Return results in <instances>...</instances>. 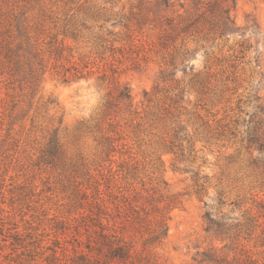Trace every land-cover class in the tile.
Instances as JSON below:
<instances>
[{
	"label": "rangeland",
	"instance_id": "1",
	"mask_svg": "<svg viewBox=\"0 0 264 264\" xmlns=\"http://www.w3.org/2000/svg\"><path fill=\"white\" fill-rule=\"evenodd\" d=\"M63 1L68 3L62 5L63 9L78 13L92 28L82 29L80 42L71 45L76 61L83 56L95 74L65 83L47 73L27 115L21 112L26 103L13 108L0 83V264H63L77 244L76 230L85 238L84 230L79 228L81 214L87 210V195H92L99 177L93 127L102 117L110 90L99 77L103 73L111 75L113 69L130 88L139 111L135 123H142L137 131L141 146L135 144L133 152L142 164L163 154L169 191L187 194L184 206L171 212L168 238L155 250L158 263L206 264L202 263L203 253L222 246L207 232L204 216L209 209L205 203L213 208L217 221L223 217L227 223L239 225L235 231L238 242L263 260L264 168L250 164L252 155L258 153L248 151L245 140L246 126L255 115L262 116L257 107L264 110V0H229L238 33L217 36L211 47L199 48L192 64L195 72L213 73L208 90L199 96L189 88L193 76L178 75L191 92L179 111L190 137L185 147L194 150V163L189 165L193 166L191 170L199 171L200 177L208 178L201 199L193 195L191 174L175 172L172 154L159 151L161 137L166 136L170 126V119H161L165 117L161 113L167 93L159 92L152 102L145 96L153 92L159 67L149 62L139 69L132 58L118 54L114 60L108 50L98 55L94 49L96 33L112 40L108 30H121L113 29L112 22L107 24L106 20L127 14L134 0H115V8L103 0ZM172 1L173 10L189 2ZM126 44L115 43V47ZM41 97L56 103L46 110L41 107ZM235 119L240 125L232 134ZM56 128L60 150L52 157L49 139ZM151 176L147 167L139 180L132 181L133 188H141V179L150 183Z\"/></svg>",
	"mask_w": 264,
	"mask_h": 264
},
{
	"label": "trees",
	"instance_id": "2",
	"mask_svg": "<svg viewBox=\"0 0 264 264\" xmlns=\"http://www.w3.org/2000/svg\"><path fill=\"white\" fill-rule=\"evenodd\" d=\"M103 1L115 8V0ZM67 4L63 0H0V83L13 108L26 103L21 107L26 115L47 73L55 74L65 83L89 79L95 74L83 56L76 61L71 45L80 42L82 29L92 28L78 13L63 9L62 5ZM173 7L172 0H134L127 14L106 20L107 24L112 22L113 29L120 27L121 30H108L112 40L96 33L94 49L98 50V55L108 50L114 60L118 54L132 58L139 69L142 63L148 65L149 62L159 67L153 92L149 96L145 93L148 102L161 91L167 93L161 113L165 117L160 116L162 120L170 119V126L166 136L161 137L159 151L172 154L175 172L191 174L193 195L201 199L208 178L191 170L193 166L189 164L194 163V150L185 147L190 137L179 111L186 94L194 91L200 96L212 86L213 73L195 72L192 64L199 48L211 47L217 36L222 38L238 32L230 15L229 0H189L180 4L178 10ZM123 41H127L126 47H115V43ZM126 48L128 51L124 53ZM179 74L193 76L189 84L191 92L182 85L184 79H179ZM118 75L113 69L111 75L103 73L99 77L110 88L102 117L93 127L97 134L99 177L94 192L87 195V210L81 214L79 228L84 230L85 238L76 230L77 244L72 256L63 264H159L155 250L168 238L171 212L185 203L187 194L169 191L163 154L142 164L133 152L135 144L138 148L141 146L137 131L142 123H135L139 111L130 88ZM40 100L46 110L56 103L51 98L43 100L41 97ZM257 108L262 116L255 115L246 126L245 141L248 151L258 153L256 157L252 155L250 164L264 168V110ZM234 124L232 134L240 125L239 120L235 119ZM58 130L50 134L52 157L60 150ZM147 167L151 182L141 179L138 182L141 188H133L135 182L132 181L139 180ZM205 206L209 209L204 216L207 232L222 246L203 253L202 263L264 264V259L256 258L238 242L235 231L239 225L229 224L223 217L217 221L213 208L207 203ZM55 259L60 260L59 256Z\"/></svg>",
	"mask_w": 264,
	"mask_h": 264
}]
</instances>
